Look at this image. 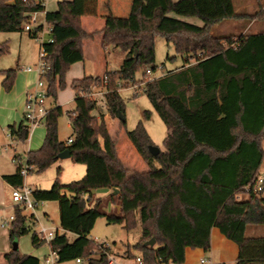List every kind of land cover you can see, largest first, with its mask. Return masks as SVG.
Segmentation results:
<instances>
[{
  "label": "trees",
  "instance_id": "1",
  "mask_svg": "<svg viewBox=\"0 0 264 264\" xmlns=\"http://www.w3.org/2000/svg\"><path fill=\"white\" fill-rule=\"evenodd\" d=\"M99 0L60 1L55 13H46V24L53 43H44L49 97L57 99L64 89V76L73 63L85 58L84 41L94 36L82 28V18L97 17ZM43 0H0V32L23 33L32 14L45 11ZM103 36L104 50H121L125 56L117 71L103 77L75 80L74 109L68 112L73 130L70 145L59 136L58 121L62 107L50 110L42 147L27 153V162L37 173L59 162V155L70 152V160L86 166L84 178L63 184L62 168L50 189H35L39 200L57 202L60 227L65 231L52 243L59 263L89 259V264H109L108 249L91 240L99 218L109 225L132 231L141 224L140 241L134 248L143 255L142 264H184L187 249H211V232L217 228L238 248L236 264H264V235L249 237V227L264 230V191L255 192L264 165V32L215 37L214 27L223 21L239 19L234 0H133L128 17H116L106 4ZM201 19L203 27L171 18ZM264 17V12L261 13ZM246 16V15H245ZM43 27L28 31L35 39ZM157 36L173 45L184 65L166 71L154 81H144L146 69L156 70ZM237 38V39H236ZM236 40V43H234ZM0 45V55L8 53ZM175 56L167 57L173 61ZM139 70L142 77L136 79ZM17 69L0 70L2 85L9 92ZM142 85L153 110L168 129L165 150L156 157L149 151L152 142L143 122L126 137L148 166L146 171H131L119 158L118 140L108 126L110 114L119 127L126 124L125 101L120 95L131 84ZM96 84L106 90V111L87 96ZM151 112H145L149 119ZM9 130L25 140L23 124ZM10 185L24 183L19 168L3 177ZM98 189L110 190L106 201L95 197ZM114 189L119 191L115 194ZM246 193V199L238 196ZM83 195H89L86 205ZM111 203L120 213H106ZM15 220L8 236L13 241L31 233L33 216L14 206ZM75 238L71 240L68 234ZM155 240V246L146 243ZM34 247L44 245L35 233ZM8 264H41L32 255L12 249L4 255Z\"/></svg>",
  "mask_w": 264,
  "mask_h": 264
},
{
  "label": "rangeland",
  "instance_id": "2",
  "mask_svg": "<svg viewBox=\"0 0 264 264\" xmlns=\"http://www.w3.org/2000/svg\"><path fill=\"white\" fill-rule=\"evenodd\" d=\"M179 0H174V2H178ZM256 1V0H254ZM264 4V0H261ZM236 5H242L241 10L243 13L249 16V13L256 12V8H247L244 7V3L248 6V0H234ZM169 16L176 20L187 22L196 27H203V22L201 20L195 19L192 20L189 17H181L175 13H170ZM199 24V25H198ZM37 25V23H36ZM35 25V27H37ZM45 32V33H44ZM255 32H264V22H256L252 25L251 20L248 18H244L241 20H232V21H223L217 24L213 29V35L215 37H228V36H237L240 37L244 34L255 33ZM44 38L48 39V35L50 32L44 31ZM237 39V38H236ZM7 43L8 45V53L0 55V70H8V69H17L18 73H22L21 71L28 66L37 67L40 60V47L42 42L37 41L30 37L29 33L23 31V33L18 32H0V45ZM156 45V65L159 68H164L162 74H165L166 71L175 69L177 67H181L184 65L185 61L183 58L176 54L175 48L173 45H167L165 38L162 36H157L155 39ZM115 52H111L109 59L110 62L108 64L109 69L117 70L121 66V61L124 58L125 54L115 48ZM176 58L173 61H167V57L175 56ZM155 76H159L161 74V70L157 69L154 72ZM143 70H139L136 74V79H140L142 77ZM144 78V83L148 81L146 76ZM2 77H0V84L2 81ZM32 84V83H31ZM30 84V85H31ZM143 87L135 91L133 88H123L120 91V95L123 97L125 101V111H126V124L125 128L121 129L117 121L114 123H110L109 127L111 128V132L113 136L120 143L121 140L126 139V133L128 131H133L137 128L139 122H143L146 127L148 134L157 147L161 150H165L164 140L168 135L167 126L163 123L159 114L153 110L152 104L148 99L147 95L143 92ZM29 89V88H28ZM99 102L103 103L101 99ZM74 109V104L66 107L64 109V115L59 118L58 121V129L59 136L62 141H66L72 133V129L69 127V117L68 112ZM150 111L151 117L149 119L145 118V112ZM38 131V132H37ZM44 134L45 126L38 128L34 132V134ZM33 134V135H34ZM129 142V141H128ZM27 143H18V150L15 151L13 149L14 142L11 138L8 137V133L2 132L0 133V173H11L16 171L17 162L13 160L14 156L20 154L21 157L25 158V150L28 147ZM12 145V146H11ZM140 160V159H139ZM145 165V166H144ZM61 167V173L59 175L60 180L63 184H70L72 182H76L77 180H81L84 178L86 173V166L80 163H74L70 159H59L55 165L51 168L43 171V173H37L36 171L30 172L26 177V184H28L33 190L35 189H50L57 178V169ZM138 166H129L131 171H146L148 170V166L146 164H142L139 168ZM261 177L264 178V165L262 167ZM97 197H100V193H95ZM246 193H242L238 196L240 199H246ZM104 200V199H103ZM114 205L110 206L104 205V211L106 213H117ZM44 211H48L50 213V217H46L44 215ZM2 215V214H1ZM10 216L9 212H5V216ZM37 215L39 221L42 225L46 226H55L60 227L59 218H60V209L57 202L49 201L43 209H39L37 211ZM95 227L90 235L91 240L97 239L99 242H107L109 247L112 249L110 251L113 258L119 264H138L136 259L138 257L142 258L143 255L134 248V245L140 241L141 235V224L139 223L137 228L133 231H127L120 225H108L105 218H99ZM37 226H33L31 233L28 236H32V234L38 229ZM3 230V229H2ZM0 228V235H1ZM7 231V230H6ZM249 237L254 236H262L264 235V230L262 226H254L249 227L246 233ZM68 237L72 240L75 238L73 234H68ZM213 246L212 251L207 252L206 258L204 260L209 261V264H217V260L225 259L227 264H234V256L237 255V246L226 237H224L217 228L213 229ZM21 239H25L27 236L20 237ZM129 243L131 245L127 246ZM3 244L0 242V247ZM213 258V259H210ZM193 263V261H192ZM65 264H76L75 261L65 262ZM194 264H201V260L197 258Z\"/></svg>",
  "mask_w": 264,
  "mask_h": 264
},
{
  "label": "crops",
  "instance_id": "3",
  "mask_svg": "<svg viewBox=\"0 0 264 264\" xmlns=\"http://www.w3.org/2000/svg\"><path fill=\"white\" fill-rule=\"evenodd\" d=\"M60 1L71 2V0H46L45 1V8H46L45 11L39 12L38 14H36L37 16L36 26L37 27L42 26L44 31L49 32L50 29L46 24L45 15L46 13H55L59 9ZM132 2L133 0H99V6H98V12H97L98 16L97 17L87 16V17L82 18L83 30L86 31V33L94 34V36L84 41V47H85L84 60L73 63V65L70 67V69L65 74L64 80L66 83V87L64 89L57 91V99H53L51 97L49 98L48 107L50 109L60 106L64 110L66 107L74 104L75 99L77 97L76 96L77 92L72 88V86L75 80H81L89 76H92L94 78L103 77L105 73L108 71L119 70V69L117 70L109 69L108 64L111 60L109 59V56L111 52H115L114 49L111 50V48H114V47H109L107 50H104L103 47H101L103 36L96 34V32H98L104 27L105 16L107 14L106 4L109 3L112 14L120 18V17H128L130 15L129 13H130ZM235 6H236L237 11H239L243 15L237 20H241V19L249 17V20H251L252 25L255 24L256 22H264V17L263 15H261V13L264 12V4L262 3L261 0H256V1L248 0V6L246 3H244L243 6L247 7L248 9L252 7L256 8L255 9L256 12L249 13V16H245L247 14L243 13V11L241 10L242 5L240 6V5L235 4ZM189 18L192 19L189 21H193V22L196 21L195 19H197L193 17H189ZM232 20H236V19H232ZM203 26H204V23H203ZM48 36H49L48 37L49 39L51 37V34L49 33ZM21 72L22 73H17L16 79L14 81L15 84L9 92L5 91L2 85L3 82L1 81V84H0V133L1 131L8 133L10 131L9 130L10 126L18 127L21 124H23L24 116H25V113H24L25 100H26L25 94L30 84L34 82V76L32 74L27 73L24 69ZM106 119H107L108 126L110 125V123L112 124L115 122L112 119L110 114H107ZM69 127L71 128L70 122H69ZM37 132L36 134L33 133L34 135H32L30 141L27 143L28 147L25 150V156L27 155L29 151L38 150L42 147V143L46 135V129H45V133L42 135L38 134ZM72 133H73V130H72ZM72 133L69 136V138L72 136ZM118 155H119V158L122 159L123 163L128 168L129 166H133V167L138 166L136 168H139V166H142V164H146L143 161V159H141L138 156L135 150V147L133 146L132 143L128 142V139L127 140L123 139L118 144ZM17 170H18V167H16L15 172L0 173V220L5 216V212H9L10 215L14 213L13 208L15 205L12 202L11 194H10L12 185H10L3 177L11 176L12 174H15ZM96 192L100 193L101 195L100 197H97V195L95 194V197L104 199V201H106L109 194L111 193L110 190H106V189H98L95 191V193ZM109 205L112 206L111 203H109ZM113 208H115L117 214L120 213L119 206H113ZM43 213L47 218L50 217V213H48V211H44ZM29 214L30 213L28 212L26 215H29ZM0 228L1 230L3 229L2 227ZM58 228H61V227H58ZM8 232L9 231H6L5 229L1 231L0 242L3 245L2 247H0V264H8L6 259H4V255L7 252H9L12 249V247L18 249L22 254L32 255V256L39 258L41 260V264H43L45 255H47L50 251V247L48 245L45 244V245H41L40 247H34L30 236H27L26 241L23 238L22 239L18 238L14 240L12 244L9 241ZM67 234H70V233H67ZM212 234H213V230L211 232V237H212ZM129 245H131V243H129L127 246ZM212 246H213V237H212L210 251H212ZM110 251H112V249ZM236 253L237 255L235 254L234 256V264H236L237 257L239 254L238 248H237ZM206 254L207 253H205L201 249H191V248L187 249L186 250V262L184 264H194L197 258H199L202 261L204 260V258L207 257ZM210 259H213V258H210ZM217 261L218 262H215L217 264H227L226 263L227 261L225 259H220ZM62 264H65V262H63Z\"/></svg>",
  "mask_w": 264,
  "mask_h": 264
},
{
  "label": "built area",
  "instance_id": "4",
  "mask_svg": "<svg viewBox=\"0 0 264 264\" xmlns=\"http://www.w3.org/2000/svg\"><path fill=\"white\" fill-rule=\"evenodd\" d=\"M39 1V0H36ZM44 2L46 0H43ZM31 20L29 23H27L24 27L25 31H32L37 23V16L36 14L31 15ZM50 32V30H49ZM51 34V32H50ZM37 41H41V51H40V60L37 67L28 66L24 68V70L32 74L34 76V82L29 86V89L27 90L25 97V109H24V121H23V127L25 130H27V136L25 140H20L18 138V135L13 134L11 130L8 132V137L11 138V140L14 142L13 149L15 151L18 150V143H26L29 142L33 133L38 130V128L42 126H46L47 119L49 116L50 108L48 107V100H49V90H48V81H46V76L49 70L51 69L50 64L47 63L46 57H47V51L46 48H44V43H53L52 37L49 39L44 38L43 31L39 32L37 37L35 38ZM236 43V40L235 42ZM160 69L161 74L159 76H162V72L164 71V68H159L157 66L156 70ZM152 68H147L145 73L146 77L148 78V81H154L156 77L154 72L156 71ZM144 84L142 85H136L134 83L131 84V88H133L135 91L142 88ZM106 90L100 89L96 84H93L91 86V91L88 94H85V96L92 98L96 100L99 105H101L104 110L107 109V103L105 101L106 97ZM99 99L102 100L103 103L99 102ZM72 138H69L67 141H65L66 144L70 145L72 142ZM12 146V145H11ZM13 160L17 162V167L19 168L20 175L24 180H26L27 175L30 172H34L36 170L35 166L29 164L27 162L26 156L23 159L20 154H17L14 156ZM255 192H262L264 191V178L260 177L258 179V182L254 186ZM11 199L15 206H20L27 214L30 213L29 216H33L32 222L29 223V226H32L31 229H33V226H39L38 229L34 232L37 236V239L40 242H43L44 245H48L50 247V251L47 255H45V259L43 264H58L60 261V257L58 256L57 251H55L52 248L53 241L57 238L58 235H61L62 233H65V231L62 228H58L55 226H44L40 223L38 217H37V211L39 209H43L47 202L46 200H39L35 197L34 190L24 183L19 186H11ZM83 199L86 203V205L92 204V199L89 195H83ZM15 220V214L12 213L10 216H4L0 220V227L3 229L9 231L11 228L12 222ZM96 243L103 246L104 248H107L109 252H107L108 256V263L109 264H119L115 258L110 253L111 248L109 247L107 242H99L97 239H94ZM138 264L143 263V258L138 257L136 259ZM76 264H89V259L84 258H78L75 260ZM201 264H209V261L202 260Z\"/></svg>",
  "mask_w": 264,
  "mask_h": 264
},
{
  "label": "water",
  "instance_id": "5",
  "mask_svg": "<svg viewBox=\"0 0 264 264\" xmlns=\"http://www.w3.org/2000/svg\"><path fill=\"white\" fill-rule=\"evenodd\" d=\"M149 151H150V154L152 156L156 157V155H158L160 153L161 149L155 145V146H150ZM70 157H71V155H70L69 151H65L59 155V159H70ZM114 191H115L116 195L119 194L118 190L114 189ZM155 243H156V241L153 239V240L147 242L146 244L153 247V246H155Z\"/></svg>",
  "mask_w": 264,
  "mask_h": 264
}]
</instances>
